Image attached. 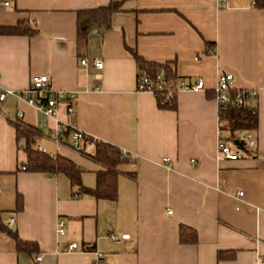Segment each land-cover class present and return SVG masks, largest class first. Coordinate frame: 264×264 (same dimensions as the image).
<instances>
[{
    "label": "crops",
    "instance_id": "1",
    "mask_svg": "<svg viewBox=\"0 0 264 264\" xmlns=\"http://www.w3.org/2000/svg\"><path fill=\"white\" fill-rule=\"evenodd\" d=\"M109 1L9 0L0 8V24L25 19L35 28L0 34V84L19 90L31 75L46 74L50 87L74 94L71 127L85 134L80 150L68 134L57 145L47 137L51 119L11 95L0 100V264H89L94 251L104 264H264V9L252 0H123L109 26L92 27L81 45L76 10ZM126 47L170 63L177 79L200 77L202 87L180 89L173 106H159L152 92L136 88ZM80 57H100L102 67ZM223 71L232 73L233 88L256 92L249 101L256 147L236 159L215 158L214 86ZM57 114L67 117L63 103ZM16 118L31 127L44 122L33 146L74 162L84 187H94L103 168L87 153L91 140L118 147L125 159L116 166L114 198L81 191L62 172L21 169ZM180 224L194 229V242H180ZM10 230L35 249L17 250ZM70 242L77 248L67 250Z\"/></svg>",
    "mask_w": 264,
    "mask_h": 264
},
{
    "label": "trees",
    "instance_id": "2",
    "mask_svg": "<svg viewBox=\"0 0 264 264\" xmlns=\"http://www.w3.org/2000/svg\"><path fill=\"white\" fill-rule=\"evenodd\" d=\"M122 1L123 0H111L106 5L86 7L76 10L75 28L77 41L83 45L88 31L92 27H108L111 14L120 9ZM252 1L255 7L264 9V0ZM33 31H35V28L29 25L28 21L25 19L18 20L11 25L0 24V34H31ZM126 49L134 57L136 62L137 77L146 75L150 80L155 82L156 72L162 70L166 80L176 79V75L170 63L145 61L136 54L134 49L128 47H126ZM227 93L229 99L226 105L218 111V127L228 132H232L236 128L255 129L257 124L255 102L249 103V101H247L238 105L231 102V98L236 93V89L232 87ZM153 94L155 95L159 106L170 107L174 105V98H166L162 90H154ZM12 123L17 137L21 136L24 140L23 148L26 156V169L41 172H62L68 177L70 183L78 186V189L81 191L88 192L96 198H114L116 166L125 159L124 152L118 147L108 142L91 140L86 136V138L93 142L92 149L87 153L103 166L102 169H99L96 172V183L94 187L88 188L81 186L79 182L81 170L74 162L59 154L50 156L33 146L35 137L34 133L36 132L35 127L25 125L17 118ZM16 201L17 207H19L21 204L19 196H17ZM10 234L14 239L17 250L31 251L35 249V242L20 239L14 230H10ZM178 237L180 242H194L195 231L191 227L180 224L178 227Z\"/></svg>",
    "mask_w": 264,
    "mask_h": 264
},
{
    "label": "built area",
    "instance_id": "3",
    "mask_svg": "<svg viewBox=\"0 0 264 264\" xmlns=\"http://www.w3.org/2000/svg\"><path fill=\"white\" fill-rule=\"evenodd\" d=\"M9 4V0H0V8ZM81 64H89L96 69L102 67V59L100 57H80ZM233 76L230 72H218L215 79L214 98L217 103L218 111L222 109L228 101V90L232 88ZM202 87V79L199 77L194 82H186L183 79L166 80L164 73L159 70L155 74V82L150 80L146 75H141L136 79V88L138 90H146L153 93L154 90H162L165 97L174 98L175 94L180 89H198ZM236 89V88H235ZM7 95H11L16 99L24 100L30 104L37 112L45 117L51 119L52 125L48 130V138L55 144H62L65 134L69 135L70 146L75 150H80V144L85 137L83 131L78 128H72L70 123V115L73 107L69 102L74 96L72 92H67L61 89H53L48 84V77L46 74H33L30 77L28 85L23 89H10L0 84V100H4ZM256 92L252 88H237L236 93L232 96L231 102L235 104H243L255 98ZM60 103L64 104L65 119H61L58 114V106ZM21 112L17 111V118L20 117ZM44 125L43 121L37 122L35 128L38 129ZM256 147V138L254 131L248 128H236L232 132L223 129H218V137L216 140V159H236L243 157L247 151H251ZM41 152L46 150L37 146ZM48 155L53 156L50 152ZM160 161L169 166V159L167 156H162ZM21 169L25 168V164L20 165ZM242 191L237 194L241 195ZM170 210L168 209L167 212ZM13 217H10L8 223L13 222ZM56 232L61 234L64 232V220L58 218L56 222ZM112 239L117 240L116 236L111 234ZM125 236V235H123ZM76 244L70 242L66 245L67 250L76 249ZM87 247H82L85 250ZM94 257L89 264H104L102 262V253L94 251ZM36 260H40L41 256L37 255Z\"/></svg>",
    "mask_w": 264,
    "mask_h": 264
},
{
    "label": "rangeland",
    "instance_id": "4",
    "mask_svg": "<svg viewBox=\"0 0 264 264\" xmlns=\"http://www.w3.org/2000/svg\"><path fill=\"white\" fill-rule=\"evenodd\" d=\"M38 143L42 144L45 146L47 149L49 148L45 142H43L42 138L38 141Z\"/></svg>",
    "mask_w": 264,
    "mask_h": 264
}]
</instances>
